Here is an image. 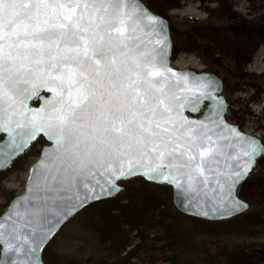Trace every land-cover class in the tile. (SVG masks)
Listing matches in <instances>:
<instances>
[{"label": "snow or ice", "instance_id": "6c2138e0", "mask_svg": "<svg viewBox=\"0 0 264 264\" xmlns=\"http://www.w3.org/2000/svg\"><path fill=\"white\" fill-rule=\"evenodd\" d=\"M133 4L0 0V121L12 122L36 82L52 85L56 95L40 123L17 121L22 128H47L59 161L27 209L32 219L48 221L54 209L77 207L88 199L90 184L108 186L137 167L176 187H207L222 157L231 158V146L212 127L182 117L185 100L161 70L147 32L137 35ZM27 135L35 138V131ZM256 151H245L241 172L250 170ZM13 214L0 213V237ZM8 228L16 232L17 226ZM45 236L38 230L37 247Z\"/></svg>", "mask_w": 264, "mask_h": 264}, {"label": "water", "instance_id": "95a60500", "mask_svg": "<svg viewBox=\"0 0 264 264\" xmlns=\"http://www.w3.org/2000/svg\"><path fill=\"white\" fill-rule=\"evenodd\" d=\"M137 5L146 10V15H140ZM132 10L140 17L138 21L140 31L137 35L143 36L147 32L152 41L149 48L160 62L161 70L166 72L170 82L185 100V107L181 110L182 117L196 123L203 121L212 127L231 146L227 150L231 158L229 155L222 157L219 175L212 177L207 187H176L164 181L161 175L149 173L147 167H137L134 169V174L110 182L108 186H104L103 181L100 188L90 184L88 199L83 203L77 202V207L69 206L59 212L54 209L48 221L32 219L27 209L31 207V202L35 201L37 191L43 186L45 177L59 163L53 152L54 141L49 139L47 128L44 131H36L31 127L17 126V121L26 124L33 118L40 123L56 102L55 93L49 91L53 86L36 82L35 88L28 86L23 105H17V115L12 118V122L0 121V172L11 168L38 138L42 137L47 142L42 146L37 161L29 169L24 191L14 196L3 212L5 215L14 213L5 226V235L0 237V262L3 264H46L44 250L67 222L90 204L118 196L126 190V182L134 178L170 186L173 204L178 211L208 221L231 219L246 212L252 206L251 201L239 194V187L255 170L258 159L264 155V140L243 131L239 124L228 120L229 103L224 95L223 80L217 74L193 68L181 69L172 65L173 40L170 22L166 17L152 11L142 0H135ZM185 88H191L193 91H185ZM193 99L196 101L195 106L191 103ZM21 112L23 116L19 115ZM33 131L35 138L27 135ZM253 148L257 151L252 157L251 164L248 165L250 170L241 172L248 160L244 153ZM237 173H240L239 176ZM26 197L28 199H25ZM80 199L84 200V197L81 196ZM30 220L31 224L27 228L21 227ZM9 224L17 226L16 232L8 228ZM38 230L46 233V236L37 247L33 241L38 238ZM17 233L19 239L16 238Z\"/></svg>", "mask_w": 264, "mask_h": 264}, {"label": "rangeland", "instance_id": "374dc122", "mask_svg": "<svg viewBox=\"0 0 264 264\" xmlns=\"http://www.w3.org/2000/svg\"><path fill=\"white\" fill-rule=\"evenodd\" d=\"M142 1L170 22L172 65L217 74L223 80L224 95L229 103L228 120L239 124L243 131L257 136L259 130H254L253 127L258 122L247 107V104L258 107L254 101L255 95L241 100L239 94L243 93L241 86L245 85L250 87V94L260 91L264 96V74L258 77L243 74L245 64L251 65L250 56L256 52H264V0ZM246 122L252 126H245ZM45 143L47 142L43 138L37 140L14 162L15 165L6 170L2 182L5 190L12 191L15 196L24 191L29 169L37 161ZM239 194L251 201L252 206L240 214L241 218L238 217L239 219L227 225L233 229L250 223L253 227L263 229L264 213L259 212L255 204L264 200V155L258 159L255 170L239 187ZM0 203L3 204L0 213H3L7 208L5 200L0 198ZM74 218L48 244L56 255L66 253L68 257L75 259L81 256L83 249L92 246L89 233L82 231L79 221ZM222 221L226 220L206 223L209 226L215 225L219 230L198 237L201 239L199 241H203V247H208L205 252L219 259L212 264H264V237H248L238 231L223 232L226 222L220 223ZM186 223L188 228L192 224L199 225L193 220H186ZM206 256L199 264H209L210 258L207 259Z\"/></svg>", "mask_w": 264, "mask_h": 264}, {"label": "trees", "instance_id": "16d2710c", "mask_svg": "<svg viewBox=\"0 0 264 264\" xmlns=\"http://www.w3.org/2000/svg\"><path fill=\"white\" fill-rule=\"evenodd\" d=\"M5 174L6 171L0 172V198L5 200L7 207L15 195L2 185ZM126 185V190L118 196L94 202L74 218L79 221L82 231L89 233L90 248L83 249L81 256L74 259L66 253L56 255L48 245L44 250L46 264L201 263L204 255H208L205 252L208 247L204 248L198 237L213 234L218 228L206 225L212 223L208 220L178 211L170 186L148 183L142 178L131 179ZM2 205L0 203V207ZM255 208L264 213V200L256 203ZM238 217L242 215L220 222H226L222 231L264 237V228L258 229L250 223L231 229L227 224ZM186 220L199 225L192 224L188 228ZM206 257L210 258L209 264L219 261L214 255Z\"/></svg>", "mask_w": 264, "mask_h": 264}, {"label": "bare ground", "instance_id": "6f19581e", "mask_svg": "<svg viewBox=\"0 0 264 264\" xmlns=\"http://www.w3.org/2000/svg\"><path fill=\"white\" fill-rule=\"evenodd\" d=\"M249 62L251 63L250 66L248 64H245V66L243 67V74L252 77H258L259 75L264 74V52L260 54L256 52L255 54L251 55L249 58ZM241 90L243 92L239 94V99L241 100H245L255 95L254 101L258 107L254 108L249 104H247V107L251 116L258 122V125H255L253 129L259 130L257 136H260L264 139V96L260 91H257V93L255 92V94H250V87L245 85L241 86ZM247 124L250 123L246 122L245 126Z\"/></svg>", "mask_w": 264, "mask_h": 264}, {"label": "flooded vegetation", "instance_id": "af4514ba", "mask_svg": "<svg viewBox=\"0 0 264 264\" xmlns=\"http://www.w3.org/2000/svg\"><path fill=\"white\" fill-rule=\"evenodd\" d=\"M39 139H40V138H38L37 140H39ZM37 140H36V141H37ZM34 143H35V142H34Z\"/></svg>", "mask_w": 264, "mask_h": 264}]
</instances>
